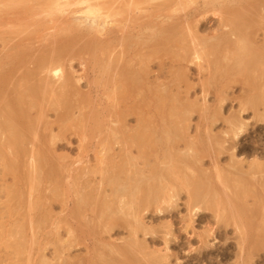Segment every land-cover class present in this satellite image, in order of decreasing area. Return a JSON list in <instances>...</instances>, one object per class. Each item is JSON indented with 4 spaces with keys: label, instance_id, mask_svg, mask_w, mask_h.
Listing matches in <instances>:
<instances>
[{
    "label": "rangeland",
    "instance_id": "1",
    "mask_svg": "<svg viewBox=\"0 0 264 264\" xmlns=\"http://www.w3.org/2000/svg\"><path fill=\"white\" fill-rule=\"evenodd\" d=\"M170 1L0 0V264H264V58L223 48V0Z\"/></svg>",
    "mask_w": 264,
    "mask_h": 264
},
{
    "label": "bare ground",
    "instance_id": "2",
    "mask_svg": "<svg viewBox=\"0 0 264 264\" xmlns=\"http://www.w3.org/2000/svg\"><path fill=\"white\" fill-rule=\"evenodd\" d=\"M170 1V0H169ZM215 1H217V0H210V2H212V3H214ZM245 1V0H244ZM251 1V0H250ZM252 1H254V0H252ZM261 1V0H260ZM168 2V1H167ZM171 2V1H170ZM190 2V1H189ZM223 2H226V15L227 14H229L228 16H230V23L233 25V30L235 31V33L237 34V40L236 41H227V42H225L226 40H224V42H225V44H223V48L225 47V48H233V51L235 50V51H239L240 53H241V57L236 61L235 59V61L236 62H242L243 64H245V62H250V60H252L253 62H257V59H259L260 57L263 59L264 57V52H261V51H258V49L257 48H254L253 47V45H251V46H247V45H245L247 42H250V43H252L251 42V36H252V34H254V30L256 29V25H255V21H254V19H253V17H251V13H250V11L251 10H244V11H248V12H243V11H241V9H240V6L239 5H241V3L243 2L242 0H223ZM250 3V2H249ZM168 4V3H167ZM264 3H261V6H264L263 5ZM105 5V4H104ZM126 5V4H125ZM165 5V4H164ZM245 5V4H244ZM244 5H242L243 7H244ZM251 5V4H250ZM246 6V5H245ZM255 7H256V5H255ZM95 8V7H94ZM133 8V7H132ZM173 9V8H172ZM245 9H248V8H245ZM223 10V9H222ZM258 10V8L256 9V11ZM80 12V11H79ZM252 12V11H251ZM107 13V12H106ZM224 13V12H223ZM222 14V13H221ZM225 14V13H224ZM90 15H92V18H93V20L96 22L97 21V23L99 24V25H106V23H108V22H106V20L105 21H103V22H99V21H101V19H102V15L99 13V12H97L95 9H93V8H91L90 9ZM218 15V14H217ZM259 17V16H258ZM263 17V16H262ZM223 18H225V17H223ZM228 20V18L226 19V21ZM256 20V19H255ZM225 21V22H226ZM228 22V21H227ZM227 22H226V24H227ZM229 23V22H228ZM259 23V22H258ZM259 26V25H258ZM80 27V26H79ZM229 31V30H228ZM71 32V31H70ZM228 34V33H227ZM153 38V37H152ZM226 39V38H225ZM235 39H236V37H235ZM64 40V39H63ZM74 39H72V38H68V39H66V40H64L63 42H62V44H61V46H58L56 49H54L55 50V52L54 53H52V52H50V53H52V56L50 57V55H48L49 57H47L46 55V58H45V56L42 58V59H40L39 61H37V62H39L40 63V65H41V67L43 66L44 67V65L46 64V62H59V61H61L62 60V57H64V55L65 54H67V53H69V51L70 50H72L73 48H72V42H75V41H73ZM62 41V40H61ZM102 44H103V42H102ZM130 44V43H129ZM222 44V43H221ZM159 46V45H158ZM215 46H216V44H215ZM222 46V45H221ZM220 46V47H221ZM217 48H220L219 46H216ZM215 47V48H216ZM50 48V47H49ZM100 48V44L99 43H97V42H89L88 44H86V46H84V49H87V51L88 52H90L91 54L93 53V55H95L96 53H97V51H98V49ZM173 48V47H172ZM214 48V49H215ZM217 48H216V51H218L217 50ZM259 48V47H258ZM47 49V48H46ZM155 49V48H154ZM187 49H188V47H187ZM262 49V48H261ZM49 50V49H48ZM103 50V49H102ZM191 50V49H190ZM263 50V49H262ZM78 51V50H77ZM225 51V50H224ZM223 51V52H224ZM105 52H106V50H105ZM150 52V51H149ZM170 52V51H169ZM186 52H187V50H186ZM230 52V51H229ZM247 52H249V53H247ZM76 53V52H75ZM147 54V53H146ZM162 54V53H161ZM263 55V56H262ZM66 56V55H65ZM159 56V55H158ZM229 56V55H228ZM135 57V56H134ZM142 57V56H141ZM231 57V56H230ZM236 57V56H235ZM122 58V57H121ZM175 58V57H174ZM232 58V57H231ZM181 59V58H180ZM255 59V60H254ZM99 60V59H98ZM145 60V59H144ZM96 62H97V59L95 60ZM63 62V61H62ZM148 62V61H147ZM227 62V61H226ZM231 62V61H230ZM62 64V63H61ZM242 64V65H243ZM247 66V65H246ZM54 67V66H53ZM40 68V67H39ZM38 68V69H39ZM55 70V72L54 73H56V72H58V69L57 68H55L54 69ZM53 70V71H54ZM29 72V71H28ZM133 73V72H132ZM6 74V73H5ZM35 74V73H34ZM122 74V73H121ZM244 75V74H243ZM247 75V74H246ZM119 77V76H118ZM135 77V76H134ZM137 77V76H136ZM118 79V78H117ZM121 79V78H120ZM246 79H247V76H246ZM250 81V80H249ZM4 82H5V80H4ZM66 83V82H65ZM69 82H67L66 83V85L64 84L63 85V90H62V92L61 93H59V94H57L56 95V103L57 104H60V103H62V102H71L70 101V99L71 98H69V96H71L72 95V93H73V91L71 90V89H69V85H67ZM131 83V82H130ZM133 83V82H132ZM136 83V82H135ZM252 84V83H251ZM71 85V84H70ZM133 85V84H132ZM127 86V85H126ZM46 87V86H45ZM253 87V86H252ZM126 88V87H125ZM257 89V88H256ZM44 90V89H43ZM129 90H131V89H129ZM126 91V90H125ZM258 91V90H257ZM34 93L33 94H31L32 96H31V99L28 101V99L30 98H27V96L26 97H23L24 99H26L27 101H24V99H22V98H20L19 100L20 101H22L23 100V102H20L19 100V102L20 103H22L21 105H17V106H14V104L12 105V103H13V101H12V103L11 102H9V104H7V106H6V111H7V113H10V115L12 116V117H8V118H10V119H7L6 120V124L4 123L3 124V126L4 127H8V128H10V129H12L11 130V132H13V134H15V136H16V138H14V139H11L10 140V138H12V137H15V136H11L10 138H9V140H8V142H10L11 141V143H19V142H23V141H21V139H19L17 136L19 135V134H23L22 133V126H23V121H22V112H23V106H24V108H25V106H32V107H35L41 100L40 99H42L41 97L43 96H45L44 94L46 93V91H42V89H41V87H37L36 89H34V91H33ZM157 92V91H156ZM262 92H264V90H262ZM155 93V92H154ZM122 94V93H121ZM121 96V95H120ZM120 98V97H119ZM44 99V98H43ZM17 102V101H16ZM15 102V103H16ZM25 102V104H23ZM160 102V101H159ZM254 103H255V101H253ZM257 102V101H256ZM42 104V103H41ZM71 104V103H70ZM255 104H257V103H255ZM40 105V104H39ZM20 106H22V108H19ZM5 108V107H4ZM3 108V109H4ZM27 109V108H26ZM71 109V107L68 105V107H67V109H66V112L64 113V117L63 118H65V117H68L69 116V113H70V110ZM2 110V109H1ZM25 110V109H24ZM65 111V110H64ZM19 115H18V114ZM25 113H26V111H25ZM119 113V112H118ZM9 116V115H8ZM96 115H94V117H95ZM40 119V118H39ZM261 119V118H260ZM10 120V121H9ZM8 121V122H7ZM10 122V123H9ZM32 122V121H31ZM43 122V121H42ZM7 123H9V124H7ZM26 123V122H25ZM149 126V125H148ZM26 127V126H25ZM32 125H30L29 127H28V131H31L32 130ZM48 127V126H47ZM12 134V135H13ZM48 134V133H47ZM139 134V133H138ZM135 135V134H134ZM134 135L132 136V139H133V137H134ZM140 135H142V134H140ZM130 136V135H129ZM137 136V138L139 139V137L140 136H138V135H136ZM142 137V136H141ZM140 137V138H141ZM143 137H144V135H143ZM137 139V140H138ZM140 140V139H139ZM135 141V140H134ZM33 142V141H32ZM10 143V144H11ZM23 144V143H22ZM5 146V145H4ZM4 146L3 145H0V154H3L4 152H3V150H4ZM6 156V155H5ZM19 158V157H18ZM173 158V157H172ZM176 170V169H175ZM22 182V181H21ZM90 203V202H89ZM19 209V208H18ZM22 210V209H21ZM42 212V211H41ZM46 215V214H45Z\"/></svg>",
    "mask_w": 264,
    "mask_h": 264
}]
</instances>
